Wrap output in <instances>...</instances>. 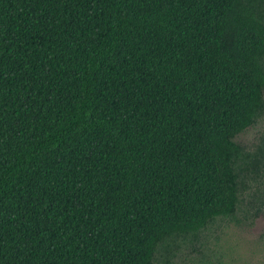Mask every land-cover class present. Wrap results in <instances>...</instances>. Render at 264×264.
<instances>
[{"label":"trees","instance_id":"obj_1","mask_svg":"<svg viewBox=\"0 0 264 264\" xmlns=\"http://www.w3.org/2000/svg\"><path fill=\"white\" fill-rule=\"evenodd\" d=\"M261 215L264 0H0V264H175Z\"/></svg>","mask_w":264,"mask_h":264},{"label":"rangeland","instance_id":"obj_2","mask_svg":"<svg viewBox=\"0 0 264 264\" xmlns=\"http://www.w3.org/2000/svg\"><path fill=\"white\" fill-rule=\"evenodd\" d=\"M262 124L248 129L237 142L252 148L258 143ZM239 221L222 220L194 242L182 244L175 264H264V215Z\"/></svg>","mask_w":264,"mask_h":264}]
</instances>
